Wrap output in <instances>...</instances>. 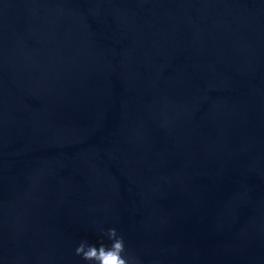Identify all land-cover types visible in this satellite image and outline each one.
I'll return each mask as SVG.
<instances>
[{
	"label": "water",
	"instance_id": "95a60500",
	"mask_svg": "<svg viewBox=\"0 0 264 264\" xmlns=\"http://www.w3.org/2000/svg\"><path fill=\"white\" fill-rule=\"evenodd\" d=\"M110 227L138 264H264V0H0V264Z\"/></svg>",
	"mask_w": 264,
	"mask_h": 264
},
{
	"label": "clouds",
	"instance_id": "9594fccd",
	"mask_svg": "<svg viewBox=\"0 0 264 264\" xmlns=\"http://www.w3.org/2000/svg\"><path fill=\"white\" fill-rule=\"evenodd\" d=\"M76 253L87 264H138L128 254L125 238L116 227L103 230V236L99 240L82 239L76 247Z\"/></svg>",
	"mask_w": 264,
	"mask_h": 264
}]
</instances>
